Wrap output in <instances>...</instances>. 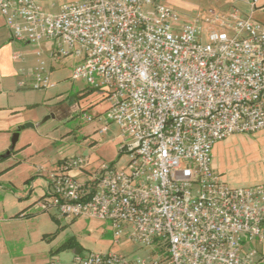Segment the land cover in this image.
<instances>
[{"label": "built area", "instance_id": "1", "mask_svg": "<svg viewBox=\"0 0 264 264\" xmlns=\"http://www.w3.org/2000/svg\"><path fill=\"white\" fill-rule=\"evenodd\" d=\"M260 1L247 0V13L234 7L188 20L157 0H74L55 11L0 0L13 39L53 41V60L78 59L73 80L104 90L110 107L95 118L105 123L99 132L116 124L120 157L129 159L94 173L86 157L65 159L49 176L43 209L110 220L116 241L146 252H77L48 264H255L264 184L229 186L212 154L233 134L264 129V23L253 17ZM53 86L37 69L33 88Z\"/></svg>", "mask_w": 264, "mask_h": 264}, {"label": "rangeland", "instance_id": "2", "mask_svg": "<svg viewBox=\"0 0 264 264\" xmlns=\"http://www.w3.org/2000/svg\"><path fill=\"white\" fill-rule=\"evenodd\" d=\"M69 1L74 0H37L43 8L53 11L58 9L57 7L62 3ZM181 1L184 2L182 7L173 8L190 20L198 14L210 11H229L235 6L242 11L247 8L242 0H231L232 5L227 9L217 7L219 2L226 0ZM260 3H264V0ZM53 5L56 7L53 8ZM255 18L264 23V10L257 11ZM72 74L73 67L69 66V69L61 76L54 77L55 82L62 79V85L47 90L53 97L63 93L69 106H74V115L69 120L59 122L43 101L27 108L28 115L33 111V120L27 122L22 129L30 132L29 136L34 141V152L51 145L52 150L45 154V157L52 158L55 163L75 157H86L89 161L85 169L90 173H94L103 163H117L119 167H124L129 159L127 154L120 157L122 138L119 137V127L111 124L110 131L102 135H98L97 130L93 129L97 121L95 119L97 112L93 110V106L104 99V90L94 88L83 79L73 80ZM33 90L43 89L34 88ZM88 117L94 120L88 121ZM19 132L16 133L19 134ZM116 141L118 146L115 145ZM108 156L115 158L109 161ZM212 156L214 169L229 186L249 187L264 184V129L253 133L233 134L219 141L214 146ZM78 179L84 181L85 176L81 175ZM53 214L59 220L49 223L50 225L44 219L39 221L40 232H37V237L33 238L30 245L27 243L29 248L26 264H48L53 258L62 262H70L77 252H82V254L112 252L131 256L146 254L139 244L126 239L116 241L112 228L113 223L110 220L102 221L86 217L69 218L57 213ZM252 245L262 258L259 259L261 261L258 264H264V243L256 242ZM257 259L258 256L255 264Z\"/></svg>", "mask_w": 264, "mask_h": 264}, {"label": "crops", "instance_id": "3", "mask_svg": "<svg viewBox=\"0 0 264 264\" xmlns=\"http://www.w3.org/2000/svg\"><path fill=\"white\" fill-rule=\"evenodd\" d=\"M158 1L175 8L184 5L181 0ZM242 2L247 8L240 10L247 13L250 6L247 0ZM218 4V9H227L232 5L231 0ZM259 10H264V3H259V8L254 11V18ZM53 47L54 42L50 40L36 46L13 39L0 14V264H26L29 248L27 243L30 245L33 238L37 237V232H40L39 221L44 219L50 225L49 223L59 220L53 214L57 213L55 210L43 209L42 202L48 191L50 174L64 160L55 163L52 158L45 157L52 150L51 145L34 152L30 132L22 129L27 122L33 120V111L30 116L27 108L42 101L59 122H66L74 115V106H69L63 93L53 97L47 90L61 86L62 79L55 82L54 77L61 76L69 66L74 67L78 59L70 57L55 61L51 57ZM42 66L49 73L54 86L34 91L35 72ZM109 107L110 102L104 92V99L94 105L93 110L97 112V116H105ZM103 125L105 123L98 120L94 123L93 129L97 130L98 135L110 131L111 124L107 132L100 133ZM17 131H20L18 140L14 150L10 152L12 139ZM115 145L118 146L117 141ZM114 158L108 156L107 160ZM72 174L78 177L84 175L79 170H74ZM259 259L262 258L258 253L256 264L261 261Z\"/></svg>", "mask_w": 264, "mask_h": 264}, {"label": "water", "instance_id": "4", "mask_svg": "<svg viewBox=\"0 0 264 264\" xmlns=\"http://www.w3.org/2000/svg\"><path fill=\"white\" fill-rule=\"evenodd\" d=\"M17 140H18V133H15L14 136H13V139H12V146H11V148L9 150L10 152H12L14 150V147L16 145Z\"/></svg>", "mask_w": 264, "mask_h": 264}, {"label": "trees", "instance_id": "5", "mask_svg": "<svg viewBox=\"0 0 264 264\" xmlns=\"http://www.w3.org/2000/svg\"><path fill=\"white\" fill-rule=\"evenodd\" d=\"M120 156H121V150H120Z\"/></svg>", "mask_w": 264, "mask_h": 264}]
</instances>
